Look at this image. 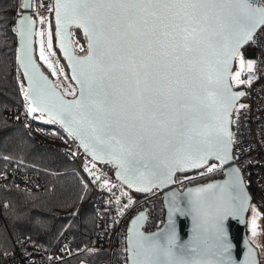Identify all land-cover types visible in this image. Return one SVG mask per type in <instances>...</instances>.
Here are the masks:
<instances>
[{
  "label": "snow or ice",
  "instance_id": "snow-or-ice-1",
  "mask_svg": "<svg viewBox=\"0 0 264 264\" xmlns=\"http://www.w3.org/2000/svg\"><path fill=\"white\" fill-rule=\"evenodd\" d=\"M55 14L57 43L79 95L73 92V99H64L40 72L25 42L33 22L21 16L16 22L22 44L17 60L29 81V87L22 88L27 115L39 113L33 119L61 124L94 160L107 157L115 163L118 178L137 192L174 183L178 172L211 173L217 168L212 159L223 164L230 158L229 117L235 101L245 94L233 92L229 81L245 83L240 79L245 67L241 49L257 45V32L264 29V3L55 0ZM72 26L87 39V49L80 48L84 55H75L68 40ZM52 47L49 34L48 53L55 55ZM237 58L240 71L233 75L230 69ZM40 60L57 75L43 43ZM254 64L247 60L250 74ZM46 97H54L55 103ZM169 195L164 228L145 234L140 231L144 213L133 219L126 249L129 264H258L251 250L244 261L232 256L228 224L248 200L237 169L222 184ZM132 204L129 199L124 207ZM175 215L191 217L188 241L177 235ZM250 230L257 235L255 216Z\"/></svg>",
  "mask_w": 264,
  "mask_h": 264
},
{
  "label": "built area",
  "instance_id": "built-area-1",
  "mask_svg": "<svg viewBox=\"0 0 264 264\" xmlns=\"http://www.w3.org/2000/svg\"><path fill=\"white\" fill-rule=\"evenodd\" d=\"M258 2L264 3V0H258ZM50 4L49 15L51 16L53 10L52 0H50ZM18 13L21 14V9ZM50 16H47L48 21ZM38 27L37 25L36 43L40 41ZM249 46L251 55L244 57L245 67L240 76V79L244 80L245 83L237 85L230 80L233 88L242 89L245 94L232 110V162L240 170L243 182L252 198L251 204H254L261 217L259 222L256 221L257 235L253 236L248 227V211L246 232L248 240L257 250L259 264H264V29L257 32V45L249 44ZM36 51L35 46V55H37ZM247 59L255 62L251 74L246 68ZM49 60L57 70V75H53L52 70L47 67L51 72L50 77L54 85L65 96L73 97L72 93H77L76 86L72 82L75 88L68 90L67 78L64 73H60L61 68L65 72V66L55 61L53 55L49 54ZM237 61H235V68L237 67ZM41 65L43 66V64ZM249 75L252 77L251 84L247 83ZM62 80L65 81L62 82ZM22 88L27 89V86L21 84V94L24 98ZM27 103L28 101L25 100L24 109L6 110L4 112L5 117L12 123L22 126L30 137L41 144H45V140L40 136V132L45 133V129L42 128L43 124L54 125L59 130L61 133L59 149L85 172L97 190L93 205L95 232L92 244L96 247L105 248L107 264H129L128 252L126 251L129 222L135 215L143 211L145 213V221L141 227L142 232L151 233L158 230L166 219L163 191L158 187H154L145 194L137 195L132 192L116 179L113 166L108 163H99L92 159L80 148L77 139L74 136H70L63 126L57 123H45L44 120L33 119V116L39 115V113H34L33 116L27 115ZM241 105H244V107H241ZM47 119L45 117V120ZM210 163L217 165L216 170L211 173H207L205 169H200L176 175L174 180L175 188L178 191H182L189 183L201 182V179L206 181L211 179V177H221L224 173L223 166L216 161H211ZM199 171H205V175H198ZM185 176L195 177V179L186 180L184 179ZM104 181H108V184L105 185ZM42 185V180L37 172L19 168L16 160H12L0 169V187L12 186L31 191L42 187ZM121 193H127V195L122 196ZM129 199L133 200V204L125 208L124 206L128 204ZM118 200L119 203L117 202ZM4 209L5 203H0V215ZM72 253L71 233L63 234L58 246L54 249L41 247L35 244L30 237L23 236L15 242L13 249L9 251L0 250V264H59L60 261L69 258Z\"/></svg>",
  "mask_w": 264,
  "mask_h": 264
},
{
  "label": "trees",
  "instance_id": "trees-1",
  "mask_svg": "<svg viewBox=\"0 0 264 264\" xmlns=\"http://www.w3.org/2000/svg\"><path fill=\"white\" fill-rule=\"evenodd\" d=\"M20 4L21 0H0V169L16 160L19 168L37 172L43 185L31 191L0 187V203H5L0 215V250L13 249L23 236L54 249L63 234L71 233L73 253L59 264H102L107 261L106 250L92 244L97 190L85 172L59 149L61 133L54 125L43 124L45 133L40 132V136L45 144H41L5 117L6 110L24 109L25 103L21 94L25 82L16 61L17 33L13 31ZM51 26L55 51L67 69L55 47L52 14ZM71 33L75 51L83 54L80 48L87 49L86 37L75 27Z\"/></svg>",
  "mask_w": 264,
  "mask_h": 264
},
{
  "label": "water",
  "instance_id": "water-1",
  "mask_svg": "<svg viewBox=\"0 0 264 264\" xmlns=\"http://www.w3.org/2000/svg\"><path fill=\"white\" fill-rule=\"evenodd\" d=\"M53 1V10H52V21H53V34H54V43H55V47L57 48V50L59 51L60 53V56L64 59V62H65V65L67 67V71H68V74H69V77L71 78L72 82L74 83V85L76 86L77 88V93L76 95H79V85L77 84V82L75 80L72 79V70L71 68L69 67V61L65 58L64 56V53L61 51V49L59 48L58 46V43H57V37H56V14H55V0H52ZM21 3H28L30 4V7L26 8V9H22L21 8V14H19L15 20V28L17 29L16 33H17V46H16V61H17V64H18V67H19V70H20V73L22 74L23 76V79H24V82H25V85L27 86V88L29 87V81L25 78L24 76V69L20 66V62L17 60V55H18V52L17 50L18 49H21L22 47V44H21V37L19 36L18 34V26H17V20L20 19L21 16H27L33 23L31 25V35L29 36H26L25 38V42H26V45L30 51V55L32 57V60L35 62V64L37 65V67L39 68L40 72L48 78V82L53 86L55 87L56 89V92L60 95V96H63L64 99L66 100H71L73 99V97H67L65 96L61 91L60 89L54 85L53 83V80L52 78L48 75V73H46L44 71V68L43 66L40 64V62L37 60L36 58V55H35V35H36V22L35 20L33 19L32 15H31V6H32V0H21ZM74 27V26H72ZM69 28V36H68V40L69 42L72 44V47H73V52L75 55H84L83 54H79L75 51V48H74V45H73V41H72V33H71V28ZM76 28V27H75ZM82 34V30L78 29ZM84 35V34H83ZM86 44H87V39H86ZM242 50V49H241ZM251 55L250 52H247L246 53V56L249 57ZM235 69V61L233 62L232 64V67L230 69V72L233 73V70ZM230 85H231V82L229 81ZM231 88H232V91L233 92H243L242 89H236V88H233L232 85H231ZM243 98V96H240L236 101H235V104L234 106L236 105V103L238 101H240L241 99ZM47 101L49 103H55V98L54 97H46ZM233 106V108H234ZM232 108V110H233ZM47 117V116H45ZM231 117H232V111L230 113V120H231ZM48 118V117H47ZM59 124V123H57ZM61 125V124H60ZM62 126V125H61ZM229 130L231 131V124L229 125ZM78 143H79V146L82 150H84V148L81 146L80 144V141L77 139ZM232 149H233V144H231V148H230V152H229V159H226L225 162L223 164L220 163V161L216 160V159H212L211 161H216L218 163H220L222 166H223V175L221 177H216V178H211L209 180H206L204 182H199V183H196V184H189L187 186H185L183 188L182 191H178L175 186H174V183H171V184H168V183H165L163 187H158L160 188L162 191H163V203H164V207H165V210H166V219H165V222L164 224L158 229H162L165 227L166 225V222L168 220V214H169V208H168V201L171 199V196L169 194L171 193H176V194H182L185 192L186 189L188 188H192V187H196L198 185H206V184H209V183H223L224 181L226 180H229L230 179V175H231V170L232 169H237L239 171V176L240 178L242 179V176H241V173H240V170L233 164L232 162ZM85 151V150H84ZM92 159V155L88 152H86ZM99 163H108L110 164L111 166L114 167V176L116 177V179L122 184L124 185L125 187L128 188V186L126 184H124L122 182L121 179L118 178L117 176V173L119 171V168L118 166L115 164V163H110L108 162L107 160V157H105L104 160H95ZM210 161V162H211ZM195 171V170H194ZM188 172H191V171H188ZM188 172H184V173H188ZM184 173H176L173 177V179L175 180V176L177 174H184ZM243 181V179H242ZM154 188V187H153ZM152 188V189H153ZM130 189V188H128ZM151 189V190H152ZM243 189H244V192L247 193V197H248V200H247V204L246 206L244 207V209L242 211L239 212V214L236 216L235 219H231L229 224H228V231H229V240L231 241V243L233 244V248H232V256H233V260L234 261H237V262H240V261H244L246 259H248V252L249 250H251L253 253H254V259L258 262L259 264V261H258V253H257V250L256 248L251 244V242L248 240L247 238V232H246V217L248 215V211H249V208H250V205L252 203V198H251V195L249 193V191L247 190L244 182H243ZM132 192L136 193V194H145L147 192H137L135 191L134 188L130 189ZM140 213H144L143 211L139 212L137 215H135L131 221L129 222V225H128V228H127V248L129 246V242H128V236H129V228L132 226V221L135 217H137ZM144 216H145V213H144ZM173 219L175 220V224H176V231H177V235L179 236L180 240L181 241H188L192 235V229H193V223H192V219L190 216H180V215H175L173 217ZM145 221V219H144ZM144 221L141 223L140 225V231L142 232L141 230V227L144 223ZM158 230L154 231V232H157ZM154 232H151V233H154ZM144 233V232H143ZM145 234H149V233H145ZM129 255V253H127Z\"/></svg>",
  "mask_w": 264,
  "mask_h": 264
},
{
  "label": "rangeland",
  "instance_id": "rangeland-1",
  "mask_svg": "<svg viewBox=\"0 0 264 264\" xmlns=\"http://www.w3.org/2000/svg\"><path fill=\"white\" fill-rule=\"evenodd\" d=\"M51 9V4H50V0H33L32 1V9H31V15L33 17V19L36 22V26L38 25L39 29H38V33H42V35H39L40 41L39 42H35V46H36V54L38 57V49H41V44L43 43L44 46V51L47 52L48 54V59H49V53H48V49H47V44H48V37L49 34H51L52 37V26H51V16L49 15ZM41 15H40V14ZM19 15V14H18ZM50 16V20L48 21V18ZM52 45H53V40H52ZM52 52L55 53V55H53V59L57 62H59L61 65H63V63L61 62L60 58L58 57L54 45L52 47ZM249 52V50H247L246 52L243 51L244 57L246 56V53ZM250 60V59H247ZM42 64V63H41ZM43 66L50 72V70L47 68V65ZM246 68H247V63H246ZM51 73V72H50ZM64 75L66 76V81L67 84L69 86L68 90H73L75 87L69 77L68 71L65 68V72L63 70ZM198 171V170H195ZM192 172V171H191ZM205 179H201V182H204ZM199 182H193V183H189V184H196ZM85 264V263H83ZM102 264H107V261H105V263Z\"/></svg>",
  "mask_w": 264,
  "mask_h": 264
},
{
  "label": "bare ground",
  "instance_id": "bare-ground-1",
  "mask_svg": "<svg viewBox=\"0 0 264 264\" xmlns=\"http://www.w3.org/2000/svg\"><path fill=\"white\" fill-rule=\"evenodd\" d=\"M46 55L47 52H45ZM38 60L40 61V63L46 65L42 60H40V49H38ZM237 67L233 70V75L237 72V71H240V67H239V59L237 58ZM65 81V80H62V82ZM57 83V82H56ZM255 216V220L257 222H259L261 220V217H260V214L259 212L257 211V209L255 208L254 204H251L250 206V209H249V217H248V227L251 229V221L253 219V217Z\"/></svg>",
  "mask_w": 264,
  "mask_h": 264
}]
</instances>
